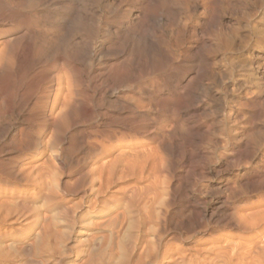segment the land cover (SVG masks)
<instances>
[{"label": "bare ground", "instance_id": "bare-ground-1", "mask_svg": "<svg viewBox=\"0 0 264 264\" xmlns=\"http://www.w3.org/2000/svg\"><path fill=\"white\" fill-rule=\"evenodd\" d=\"M238 4L0 0V264H50L52 212L83 245L60 244L52 264L72 252L75 264H264V136L252 121L264 115V34L256 0L244 18ZM228 152L257 201L235 211L218 187L210 204L195 202L192 159ZM183 209L199 234H240L172 246L195 232Z\"/></svg>", "mask_w": 264, "mask_h": 264}, {"label": "rangeland", "instance_id": "rangeland-1", "mask_svg": "<svg viewBox=\"0 0 264 264\" xmlns=\"http://www.w3.org/2000/svg\"><path fill=\"white\" fill-rule=\"evenodd\" d=\"M235 2H237V3H239L238 4V6H237V8L238 9H236L237 10V14L240 16V17H242V18H244L245 17V15H243V9L245 10L244 11V14H247V12H249V11H246V9L245 8H247V10H250V8H251V6H250V0H234ZM244 1V2H243ZM244 3H246V5L244 4ZM240 4H244L245 5V7H244V5H240ZM239 6H240V8H239ZM259 6H261V7H259ZM256 8L254 9V11L257 13V20L258 19H260V29H262V31H259L260 33H259V35H263L264 34V28H263V26H264V0H256V6H255ZM259 7V8H258ZM240 9V10H239ZM252 9V8H251ZM253 11V12H254ZM240 13H241V15H240ZM261 13H263V14H261ZM229 15V16H228ZM232 15L229 13H227V15H226V18H224V20H223V24H221V28H222V30L224 31H226V32H229L230 30H231V27H236V26H238L237 25V23H236V21L234 20V18L233 17H231ZM261 16H263V17H261ZM260 17V18H259ZM263 19V20H262ZM233 23V24H232ZM224 26V27H223ZM231 26V27H230ZM240 29L241 30H239L240 31V33H241V36L243 37V36H247L248 34V32H247V30H246V28L245 27H243V22H241L240 23ZM234 27V28H235ZM227 29H228V31H227ZM233 29V28H232ZM244 32H247V33H244ZM262 32V33H261ZM231 32H229V34H230ZM243 33V34H242ZM246 34V35H245ZM211 36H213L212 35V33H210V37ZM264 36V35H263ZM215 39V37L213 36V37H211V40H214ZM215 42V40L212 42L211 41V44H213ZM261 83H263V80H259ZM229 84H231V83H229ZM263 88H262V91H264V83H263ZM264 93V92H263ZM229 95V94H228ZM263 99V101H262V99ZM260 99H259V101L261 102V106L262 107H264V94H263V96L261 97ZM204 99V100H203ZM202 101L204 102V104L206 105V106H212V103H210V101H209V99L207 98V97H203L202 98ZM208 104V105H207ZM252 121L254 122V124H255V128L256 129H258L259 130V132H260V134H262L263 136H264V115H262V116H259V117H256V118H254V119H252ZM257 124V125H256ZM259 126V127H258ZM252 139V138H251ZM17 140L18 141H20V138L19 137H17ZM251 142H254L253 141V139L251 140ZM255 142L256 143H258L259 144V142L261 143V149H263V150H260V151H257L256 153H257V155H258V157H259V155H261V153L264 151V140H259L258 142L255 140ZM207 146V145H206ZM235 154H232V153H229L228 152V154L227 155H221V156H219V155H207V158L205 159V160H203L202 162L198 159V158H196V157H194L193 159H192V162L193 163H198L199 164V166H200V168L201 169H198V170H196V171H192V173H191V184H190V186H189V188H187L188 190V192H189V194L190 195H193L194 194V196H195V202H197V203H200V204H202V203H204V204H210V202H211V200H213V195H212V191L213 190H216L218 187H220V189L221 190H219V192H220V195H221V200L223 201L224 200V195L226 194V195H228L229 197H232L231 199H228L229 201L230 200H232V201H230V205L231 206H233L232 208H233V210H238L239 209V207H241L242 205L244 206V204L246 205V204H249V202H255V201H257V197L260 195V192H258V193H253L252 195L251 194H247V192H245L244 191V189H243V187L241 186V184L239 183V182H237V180L235 181L234 180V177L236 176L235 174L241 169V167H242V165H244V163H243V159L241 160V161H239L238 159H236L235 158V156H234ZM232 156H234V157H232ZM218 157V158H217ZM232 157V158H231ZM16 158H17V155H16ZM230 158V159H229ZM233 159V160H232ZM258 158H256V160H257ZM237 160V162L239 161V164L237 163V162H235ZM217 161V162H216ZM223 161V162H222ZM227 161V162H226ZM24 162V161H23ZM21 163V161L20 160H18V159H16V164L17 165H19ZM203 163V164H202ZM224 163V164H223ZM234 163H236V164H234ZM242 164V165H241ZM203 165V166H202ZM236 165V166H235ZM238 165H240V166H238ZM182 167V169L180 168V167ZM184 166H186L185 164H178L176 167H177V170L179 171V172H184L187 168H184ZM233 166V167H232ZM68 168H69V170H68ZM67 168V171L68 172H71L72 170L71 169H73L71 166H69ZM217 169V170H216ZM71 170V171H70ZM213 170H216V171H213ZM219 170V171H218ZM223 172H222V171ZM233 170V171H232ZM217 172L219 173V174H217ZM234 172V173H233ZM236 172V173H235ZM198 175L200 176V177H198ZM222 175V176H221ZM196 176V177H195ZM73 177L72 176H70V174L66 177V179L67 180H71ZM194 178V179H193ZM196 178V179H195ZM224 180H230L232 183H230V186H229V188H230V191H229V193H228V191L227 190H229V188L228 187H226V186H224V185H221V186H218L219 184H220V181H224ZM235 181V182H234ZM229 183V182H228ZM235 183V184H234ZM216 184V185H215ZM195 185V186H194ZM232 185V186H231ZM234 185V186H233ZM236 185H240L239 187H240V189H239V187L237 188L236 187ZM216 186V187H215ZM224 186V187H223ZM233 187H234V189H233ZM213 188V189H212ZM227 188V190H225ZM232 188V189H231ZM191 189V190H190ZM237 189V190H236ZM232 190H234V193H233V191ZM224 191V192H223ZM193 192V193H192ZM228 194H227V193ZM231 192V193H230ZM235 192H236V194H235ZM239 192H242V194L240 195V196H237L236 197V195H239L240 193ZM192 193V194H191ZM245 193V194H244ZM244 194V195H243ZM73 198H75V197H73ZM73 198H69V200H72ZM200 200V201H199ZM204 200V201H203ZM207 201V202H206ZM181 203V201L179 200H176V203ZM178 203V204H179ZM68 205H70V206H68L69 207V209L68 210H70V209H72V208H74V203H72V201H70L69 202V204ZM175 206H178V205H175ZM239 206V207H238ZM235 207V208H234ZM179 208H176V210H178ZM83 210V209H82ZM79 214H80V212L79 211H77ZM54 212H52L51 214L49 213V216L50 217H52L51 218V221L53 220V222L54 223H51L52 225L51 226H54V228H52L51 226H50V228H52V229H50L49 228V235H47L44 239H42V242L41 243H44L43 245H42V255L44 256V257H46V259L48 260V262L50 263V264H52L53 263V257L54 256H56V255H59V253H61L62 251H63V246L65 245L64 244V242L65 243H67V240H68V242L69 243H71L74 247H80L81 248V246H83V245H81L82 243H81V238L79 237V235L78 234H76V232H74V234H72L73 236H71V238H70V240L69 239H67V230H68V228H67V226H66V222H64L66 219H68V218H64L62 215V217L63 218H61V217H59V218H61V219H57L58 217L57 216H55V214H53ZM72 213H74V212H71V210H70V212L69 213H67L69 216L70 215H72ZM66 214V215H67ZM66 215H65V217H66ZM67 215V216H68ZM179 216L181 217V218H184V219H187L188 221H190L191 223H192V225H193V227H194V229H195V232H193L194 234H193V237L191 238V240L190 241H187V242H184V241H181V239H169L168 240V243L169 244H171L172 246H175L176 244V246H181L182 245V247H185L187 244H197V243H199V242H201V241H206V240H210L213 236H215V234L216 235H218V234H227V233H236V234H240V233H237V231H232V230H228V229H225V228H219L217 231H214V232H211V233H197L196 231L198 230L199 231V229L202 227V226H200L201 225V223H196L195 222V219H194V216L188 211V209H183L182 211H181V213H179ZM71 217V216H70ZM69 217V218H70ZM186 217H188V218H186ZM91 219H93L94 217H90ZM57 220V222H56V220ZM64 219V220H63ZM60 220H62V221H60ZM27 220H18V222L16 221V225L19 227V229H18V227L16 226V237H18V238H23V237H25L26 235H25V233H26V231H31V229H30V227L28 226V227H26V225H29V222H27V224L25 223ZM24 223V224H23ZM63 225H62V224ZM19 224V225H18ZM23 224V225H22ZM54 224V225H53ZM57 224V225H56ZM25 226V227H24ZM20 228H22V229H20ZM24 228V229H23ZM26 228V229H25ZM58 228V229H57ZM198 228V229H197ZM54 229V230H53ZM58 230H60V233H59V231ZM19 231V232H18ZM232 231V232H231ZM216 232V233H215ZM17 233H19V234H17ZM213 234V235H212ZM75 235V236H74ZM76 237V238H75ZM73 239H75V241L73 240ZM79 240V241H78ZM175 240V241H174ZM179 242V243H178ZM48 244V245H47ZM63 245V246H61V245ZM79 244V245H78ZM180 244V245H179ZM47 246V247H46ZM48 246H50L49 248H48ZM61 246V247H60ZM1 248H4V244H2V246H1ZM45 248V249H44ZM47 248V249H46ZM61 249V250H60ZM48 250V251H47ZM46 251H47V253H46ZM43 252H45V254L46 255H44L43 254ZM58 252V253H57ZM54 254V256L52 255V254ZM48 255H52L51 257L50 256H48ZM50 257V258H49ZM75 258H76V255H75V252L73 253H70L69 255H67V256H65L62 260H63V263L62 264H75Z\"/></svg>", "mask_w": 264, "mask_h": 264}]
</instances>
